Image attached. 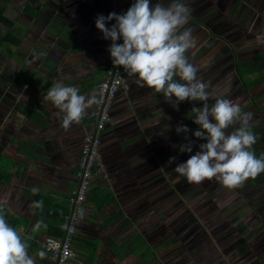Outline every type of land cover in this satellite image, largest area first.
<instances>
[{
	"label": "crops",
	"instance_id": "0c3cea01",
	"mask_svg": "<svg viewBox=\"0 0 264 264\" xmlns=\"http://www.w3.org/2000/svg\"><path fill=\"white\" fill-rule=\"evenodd\" d=\"M31 1L36 4L29 7L31 14L25 10L27 3L18 7L20 15H16L13 25L15 42H11L14 48L8 53L10 61L14 58L11 62L15 69L9 67L14 72L8 89H0V195H9L4 212L17 218L13 229L28 245V254L35 264H52L39 256L37 241L48 234L43 226L33 231L35 223L44 220L38 219L32 203L49 201L48 197L59 200L72 190L83 137L92 126L94 104L79 123L66 129L57 116L59 109L42 98L56 83L73 86L86 97L96 96L97 83L105 76L111 59V41L103 38L95 20L98 15L124 13L126 0ZM185 3L192 10L188 26L193 28L197 40L196 48L189 52L190 62L199 67L198 76L209 85L210 93H223L226 99L238 100L246 112L243 105L247 103V91L252 92L257 86L246 91L240 87L233 60L246 56L241 49H248L244 46L247 35L255 36L257 30L255 17L252 23L246 19L248 14H264V1ZM113 23L114 20L107 26ZM17 74L24 82H12ZM135 79L126 72V89H119L111 103L100 136L99 167L83 206L85 215H80L76 223L72 258L66 264H143L137 239L152 249L150 218L158 215L156 220H161L159 212L168 204V192L174 201L176 193L194 189L190 200L195 199L188 206L202 207L206 201L203 206L208 211L215 204L209 205V197L216 189H226L215 179L190 184L173 170L204 142L192 134L199 127L192 119L194 103L184 101L174 106L155 90L139 88ZM261 94L258 100L263 97ZM199 103L195 102V106H201ZM207 103L211 107L215 100L210 97ZM260 120V114L257 118L254 115L250 123ZM181 124L190 129L187 136L194 144L192 153L180 151V145L188 142L184 133L175 131ZM172 157L175 161L169 163ZM261 187L264 189V183L246 186L242 191L250 192L245 203L260 198L264 194V190L258 191ZM33 188L39 191L33 193ZM233 190L236 188L229 192ZM180 195L174 205L182 204ZM206 213L210 215L209 211ZM217 215L208 217L207 224L225 217L222 213ZM63 225L64 222L62 229ZM159 230L153 231L154 239H161ZM260 230L264 232L263 228ZM123 252L126 254L120 256Z\"/></svg>",
	"mask_w": 264,
	"mask_h": 264
},
{
	"label": "clouds",
	"instance_id": "9594fccd",
	"mask_svg": "<svg viewBox=\"0 0 264 264\" xmlns=\"http://www.w3.org/2000/svg\"><path fill=\"white\" fill-rule=\"evenodd\" d=\"M191 11L185 0H170L167 4L163 0H134L124 13L98 15L95 27L105 40L111 41L108 51L113 64L135 76L134 83L139 88L155 90L174 106L184 101L194 103L192 119L199 127L192 134L204 142L186 162L173 169L179 177L190 184L215 179L225 188L235 189L264 172V157L257 158L253 150L257 141L251 130L253 114L244 112L238 100L226 99L223 93H210L209 85L198 76L199 67L190 62L189 52L197 46L194 30L188 26ZM113 20L115 23L108 27ZM120 40L122 43H118ZM254 42L264 45V30L256 32ZM249 43L245 41L244 46ZM210 97L215 100L211 107L207 103ZM42 99L59 109L57 116L66 129L79 123L86 110L98 102L95 95H80L77 88L60 83L53 84ZM195 102L201 106H195ZM236 125L235 130L227 131ZM175 131L184 133L188 141L180 145V151L192 153L194 144L187 136L190 129L181 124ZM174 161L172 157L169 163ZM38 191L32 189L33 193ZM8 204L9 195H0V264H35L28 254V245L6 222L4 209ZM32 207L42 209L43 201H34ZM80 215H85L83 209ZM42 226L46 227L43 221H37L33 231ZM45 255L44 251L39 252L41 258Z\"/></svg>",
	"mask_w": 264,
	"mask_h": 264
},
{
	"label": "rangeland",
	"instance_id": "374dc122",
	"mask_svg": "<svg viewBox=\"0 0 264 264\" xmlns=\"http://www.w3.org/2000/svg\"><path fill=\"white\" fill-rule=\"evenodd\" d=\"M21 3L23 5L27 3L29 7L36 5L31 0H18L17 3L14 0H0V10L4 16L15 22L16 15H20L18 7ZM254 17L257 20L256 27L253 26L257 29L256 32L264 30V14H248L246 21L252 23ZM14 31L13 26L7 27L0 24V89L2 90L8 89L11 85L10 78L15 69L12 63L14 58L11 57V62L10 55L4 48H9V51L14 48L11 41L5 37L6 32L14 35ZM246 40L251 43L247 46L248 49H241L242 55H246L243 58L249 57L253 51L262 50L264 52V45L254 42V34H248ZM9 67H14V69ZM259 93H262L263 97L258 100ZM246 100V105H243L246 112L252 113L256 118L259 114L264 115V84L257 86L252 92L248 90ZM254 120L257 121V119ZM235 127H230L227 131H233ZM246 186L248 185L243 184L236 188V191L233 190L234 192H229L228 188L224 191L216 189L209 197V205L215 203L214 207L208 208L209 216L206 213L208 212L206 207L203 206L206 201L202 202V207L188 206L189 202L195 199L190 200L194 189L179 191L174 201L171 199L173 194L168 192V204L159 212L161 220H156L158 215H152L150 218L151 235L155 236L153 231L160 229L161 236V239H154L152 235L151 246L154 258L150 260L151 264L156 262L162 264H264V232L260 230L264 229L263 209L257 204L260 199L255 203V199L245 203V196L250 192L242 191L246 189ZM263 190L262 187L258 189L260 192ZM179 195L182 197V204L174 205ZM221 213L225 217L222 216L207 224L208 217H218L217 214ZM243 241L247 244V248L240 252L238 248Z\"/></svg>",
	"mask_w": 264,
	"mask_h": 264
},
{
	"label": "built area",
	"instance_id": "2783aa9c",
	"mask_svg": "<svg viewBox=\"0 0 264 264\" xmlns=\"http://www.w3.org/2000/svg\"><path fill=\"white\" fill-rule=\"evenodd\" d=\"M134 0H126V8ZM122 43V40L118 41ZM126 71L115 66L112 58L105 67V76L97 83V103L93 106V121L89 131L83 137V143L74 172V186L67 195V212L64 215L63 231L60 236L43 235L37 241L44 258L52 264H66L73 255L72 242L76 233V223L80 218V209L86 202L92 177L99 167V145L101 132L108 120L111 103L119 89H126Z\"/></svg>",
	"mask_w": 264,
	"mask_h": 264
},
{
	"label": "trees",
	"instance_id": "16d2710c",
	"mask_svg": "<svg viewBox=\"0 0 264 264\" xmlns=\"http://www.w3.org/2000/svg\"><path fill=\"white\" fill-rule=\"evenodd\" d=\"M26 12L31 14L32 11L30 10L29 6L25 8ZM0 24L6 25L7 27H12L14 25V21L8 19L4 16L0 10ZM8 40L11 42H15V39L12 34L9 32L5 33ZM15 44V43H14ZM6 53L10 52L9 48L4 47ZM233 70L237 79L239 81L240 87L246 91L250 88L258 86L264 83V52L262 50L254 51L250 54L249 57L243 59H234L233 60ZM22 78L20 74H17L13 77L12 82L14 84H20L22 82ZM24 82V81H23ZM35 106L38 107L37 104ZM238 127V126H236ZM235 130V129H234ZM251 130L257 137V143L253 146V150L257 158L264 157V115H261V120L255 124H251ZM249 186H257L264 183V172L260 173L256 177H250L246 180ZM260 199V201H258ZM43 200V207L42 209H37V215L39 216L38 219H43V223L46 225L44 228L45 234L53 235V236H60L62 234V224L64 222L63 215L66 214V206H67V197H63L61 199H51L48 197ZM258 201L259 207H262V217H264V194L254 200V203ZM256 204V205H257ZM253 205V207H257ZM228 214V213H227ZM6 222L9 224L10 227H14L15 223L18 221L17 218L9 213H5ZM261 217V219H262ZM263 222V221H262ZM264 224V223H262ZM141 240V241H140ZM138 243H136V248H140L139 250L142 251L140 257L143 258V264H151V261L154 258L153 250L146 245L142 241V239H137ZM143 242V244H142ZM247 248V244L243 241L241 245H239V251L243 252ZM121 253L120 256H123ZM145 259V260H144ZM155 264H162L161 262H156Z\"/></svg>",
	"mask_w": 264,
	"mask_h": 264
}]
</instances>
